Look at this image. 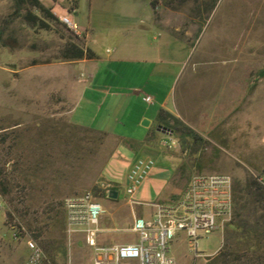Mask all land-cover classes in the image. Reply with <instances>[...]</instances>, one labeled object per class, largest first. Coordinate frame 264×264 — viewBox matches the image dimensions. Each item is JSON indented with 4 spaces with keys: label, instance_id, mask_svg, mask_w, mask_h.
<instances>
[{
    "label": "rangeland",
    "instance_id": "rangeland-1",
    "mask_svg": "<svg viewBox=\"0 0 264 264\" xmlns=\"http://www.w3.org/2000/svg\"><path fill=\"white\" fill-rule=\"evenodd\" d=\"M150 1L79 0L75 20L81 29H89L95 46L107 49L114 48L129 31L141 28L154 17L166 30L187 40L193 47L178 85L186 103L192 98L208 97L211 100L216 95L215 98L225 104L243 101L246 134L263 140L264 77L259 78L258 72L264 67V0H199L177 3L173 8L162 6L158 0L159 7L155 10ZM41 2L49 8L59 4L53 9L58 17L62 12L60 6H70V0ZM14 11L13 0H0V136H13L0 142V165L7 166L8 162H12L11 166L16 165L22 153L25 164H29V159L30 165L38 168L35 189L29 186L27 192L29 208H46L47 212L40 217L46 236L65 240L68 256L66 259L59 257L60 264H91L92 260L73 255V239L66 231L67 212L61 204L68 197L89 191L96 200H101L102 190L108 184L104 171L112 150L107 137L70 127L68 113L72 102L64 97L55 75L45 74L48 65L62 62L59 55L63 44L77 34L60 18L59 22L46 19L34 6L26 4L19 15ZM27 12L39 19L29 21L24 17ZM168 107L173 109L172 97ZM183 120L181 125L207 135L202 126L191 122L190 117L184 115ZM209 146V142L204 143L205 149ZM246 148L247 154L254 156L264 145L260 142ZM222 155L233 162V169L223 170L234 172V175L227 174L235 181L261 173L251 164V159L248 164L228 148H222ZM21 181L24 182L22 178ZM124 197V188H121L119 199ZM122 208H129V205L125 203ZM239 221L232 223V220L223 231L219 229L201 238L199 250L206 254L216 253L226 235L237 246L238 240L234 239L237 234L230 226ZM6 222L0 214V264H24L29 252L22 256L14 247L26 243L14 237ZM100 227H113L108 213L101 218ZM126 235L122 233L114 236V240L100 243L132 242V234ZM82 237L78 246L88 258L91 246L85 241V235ZM176 254L185 256L186 264H206L208 261V257L195 260L187 241H180Z\"/></svg>",
    "mask_w": 264,
    "mask_h": 264
},
{
    "label": "crops",
    "instance_id": "crops-1",
    "mask_svg": "<svg viewBox=\"0 0 264 264\" xmlns=\"http://www.w3.org/2000/svg\"><path fill=\"white\" fill-rule=\"evenodd\" d=\"M58 6L56 4L53 9ZM60 8L61 14H71L76 19L77 11L71 12L67 6ZM82 33H86V45L97 57L51 64L45 74L55 75L64 97L72 102L68 113L70 122L95 128L108 135L112 154L104 178L108 184H117L110 188L117 189L119 197L110 199L106 191V196L99 201L106 210L104 214L108 213L112 218L113 226L105 228L99 225L97 241L100 245L115 243L100 242L114 240V236L122 233L124 236L131 233L132 242H136L138 237L131 231L135 217H152L155 213L153 203L169 204L175 201L195 171L234 175L232 171L223 170L233 169L234 164L223 157L222 148L232 150L248 164L251 161L264 179V148L254 156H249L246 148L260 142L264 145V138L260 140L258 136L246 134L243 101L241 104L235 100L225 104L223 100L215 98L216 95L211 100L208 97L192 98L186 103L180 94L178 85L193 53V47L187 40L166 30L154 17L141 28L129 31L114 48L95 46L88 28L82 29ZM146 95L154 98L152 103L144 100ZM170 97L173 99V109L168 107ZM161 109L172 113L180 126L182 121L185 122L184 115L190 117L191 122L202 126L207 135L193 131L197 139L184 140L181 131H174L172 136L178 140V144L172 147L164 145L163 140L170 135L158 130L160 124L165 125L158 118ZM145 120L147 124L143 123ZM205 142L210 143L209 149L204 148ZM139 157H152L156 165L130 197L125 187L127 174ZM121 188L125 192L123 199H119ZM131 198L141 203L132 206L129 202ZM125 203L129 208H122ZM82 235L79 231L71 236L73 255L92 260L93 264V247L86 258V252L78 246ZM180 241L186 240L183 236L176 240L172 252L178 264H186L187 258L176 254ZM14 248L22 256L29 252L26 244H16Z\"/></svg>",
    "mask_w": 264,
    "mask_h": 264
},
{
    "label": "built area",
    "instance_id": "built-area-1",
    "mask_svg": "<svg viewBox=\"0 0 264 264\" xmlns=\"http://www.w3.org/2000/svg\"><path fill=\"white\" fill-rule=\"evenodd\" d=\"M59 18L74 33L82 35L80 25L71 14H59ZM144 100L152 103L154 98L146 95ZM163 144L172 147L178 144V140L170 135L163 140ZM11 163L8 162V168H11ZM155 165L156 161L152 157L135 160L128 171L125 185L130 197L148 178ZM115 185L110 183L105 188ZM12 195L13 201L0 189V211L6 221L8 212L15 214L13 205H18L21 199L17 189ZM129 202L132 206L141 203L133 198ZM153 205L155 213L152 217H135L131 231L138 237L136 242L100 245L97 241L99 225L106 210L96 200V196L89 191L80 196L68 197L61 204L67 212L68 235L71 237L79 231L85 235L86 242L93 247V264H178L172 252L176 240L183 236L195 259L205 257L208 254L199 250V240L224 229L233 220V178L228 174L196 172L175 201ZM44 210L46 208H41L38 213L42 214ZM9 225L14 237L24 240L29 249L24 264H43L45 252L34 237L35 232L25 226L18 229Z\"/></svg>",
    "mask_w": 264,
    "mask_h": 264
},
{
    "label": "trees",
    "instance_id": "trees-1",
    "mask_svg": "<svg viewBox=\"0 0 264 264\" xmlns=\"http://www.w3.org/2000/svg\"><path fill=\"white\" fill-rule=\"evenodd\" d=\"M162 6L173 8L177 3H187L199 0H160ZM15 6V13L21 14L26 4L34 6L40 14L50 21L59 22V17L53 11V8L46 7L41 0H13ZM158 0H151L150 4L153 10L156 9ZM71 12H75L79 8V0H70L68 7ZM24 17L29 21L39 19V17L32 12H27ZM182 38V37H181ZM183 39V38H182ZM97 54L86 45V33L82 37L78 35L71 36L66 39L63 44L59 58L62 61H75L80 59H94ZM258 77H264V67L259 70ZM161 123L172 128L175 132L181 131L182 139L193 141L197 139V135L193 133L185 125H179L178 119L169 111L161 109L158 114ZM70 127L78 129L87 133L99 135L101 138H106V132L97 130L92 127H86L70 122ZM10 134L0 136V142H6L12 138ZM9 146L8 149H10ZM24 155L20 153L16 165L7 168L5 164L0 165V189L8 196L11 201L14 200L12 193L17 189L20 191L21 199L19 204H14L13 214L8 212L7 224H12L18 229L25 226L28 230L34 231V237L39 241L45 251V258L43 264H60L58 258L68 256V249L65 240H53L46 236L45 227L40 223V217L47 212V209L38 213V210H32L28 206V190L35 189L37 183L38 168L23 162ZM21 178L24 182L21 181ZM238 185V186H237ZM240 185V187H239ZM102 190L103 197L106 196V191ZM233 196H234V219L239 221V224H233L231 231L235 232L237 236L234 239L237 241V246L231 243L228 235L225 236L221 249L212 256H207L206 264H264V180L260 174L249 176L245 180L233 181ZM60 206V203H56ZM16 220V221H15ZM232 225V224H231ZM66 264V263H64Z\"/></svg>",
    "mask_w": 264,
    "mask_h": 264
},
{
    "label": "water",
    "instance_id": "water-1",
    "mask_svg": "<svg viewBox=\"0 0 264 264\" xmlns=\"http://www.w3.org/2000/svg\"><path fill=\"white\" fill-rule=\"evenodd\" d=\"M143 123L147 124L148 121L145 120V122H143ZM158 130L167 134V135H173V133H174V130L172 128H170L166 125H163V124H160ZM107 197L110 199H118L119 191L117 189H114V188H109L107 190Z\"/></svg>",
    "mask_w": 264,
    "mask_h": 264
}]
</instances>
